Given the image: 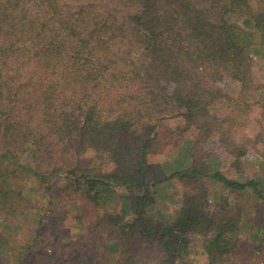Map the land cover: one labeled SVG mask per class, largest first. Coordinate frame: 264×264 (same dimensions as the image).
I'll return each instance as SVG.
<instances>
[{"label": "trees", "instance_id": "16d2710c", "mask_svg": "<svg viewBox=\"0 0 264 264\" xmlns=\"http://www.w3.org/2000/svg\"><path fill=\"white\" fill-rule=\"evenodd\" d=\"M256 48L264 0H0V254L35 209L15 264L53 221L72 229L65 264H264L263 217L256 244L240 228L242 198L264 199L247 170L264 156Z\"/></svg>", "mask_w": 264, "mask_h": 264}, {"label": "rangeland", "instance_id": "374dc122", "mask_svg": "<svg viewBox=\"0 0 264 264\" xmlns=\"http://www.w3.org/2000/svg\"><path fill=\"white\" fill-rule=\"evenodd\" d=\"M253 62L257 69L260 72H264V51L261 48H256L253 53ZM187 144L184 143L180 145L176 150L168 154L164 158V169L166 172H170L174 169L181 168L185 164L188 163L189 159L187 156ZM248 172L252 175L255 174V178L258 179L263 187V196H264V156L261 157H254L250 159L247 165ZM238 179H242L241 176H238ZM23 191L26 196L29 198H35L34 194L36 192V188L34 184H27L23 187ZM175 191L174 186L171 183L165 184L160 186L157 190V197L158 202L151 209V213L160 219H166L167 216L174 215L176 212V208L172 203L173 192ZM244 203L246 204V211L244 213L243 221L241 222V233L243 235H247L248 240L256 244L257 240V232L259 230V225H257V221L255 220V214L258 213L264 219V199L262 201H257V205L255 208H249V205L256 203V201L251 199L248 203L247 198L244 196L242 198ZM57 208H66L70 211V213H74L76 206L73 203H69L67 201H63L59 203ZM111 209L114 212H122L126 213L128 211V202L125 200L122 201H115L111 205ZM25 218V224L13 235L12 241L9 243L8 251H1L0 254V264H15L16 259L22 257L23 252L26 248L27 239L26 234H32V229L30 227H36V219L38 218L37 210L33 209L27 213ZM41 236L38 237L36 243L32 246L33 251H38L37 256L25 258V264H34V259L37 258L44 260L45 256V264H65L61 262V258H66V251L65 249L60 248L57 246L58 242L62 246L64 242L73 241V237L71 235L72 229H61L56 227L54 221L51 222L49 225H45L40 230ZM58 239L56 242L54 240ZM108 252L115 253V246L112 242L107 244ZM9 254H13L12 257L3 258L1 256H6ZM49 254L50 256H48ZM43 255V257H41ZM34 256V255H33ZM43 258V259H42ZM13 260V262H12ZM12 262V263H11ZM41 262V261H39ZM67 264V263H66ZM188 264H200L194 259H189Z\"/></svg>", "mask_w": 264, "mask_h": 264}]
</instances>
